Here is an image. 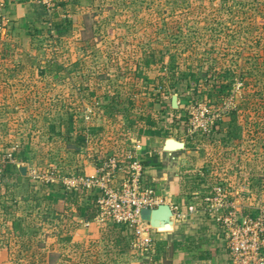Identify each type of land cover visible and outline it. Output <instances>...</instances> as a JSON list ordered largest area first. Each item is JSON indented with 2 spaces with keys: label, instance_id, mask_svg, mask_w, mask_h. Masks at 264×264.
I'll list each match as a JSON object with an SVG mask.
<instances>
[{
  "label": "rangeland",
  "instance_id": "374dc122",
  "mask_svg": "<svg viewBox=\"0 0 264 264\" xmlns=\"http://www.w3.org/2000/svg\"><path fill=\"white\" fill-rule=\"evenodd\" d=\"M42 5L31 30L10 27L6 7L0 20V178L7 163L27 166L0 181V264H230L209 215L158 232L145 207L137 232L105 204L85 213L86 196L103 192L74 179L89 176L84 162L98 174L113 156L123 169L107 188L122 194L129 153L167 173L155 194L176 213L201 176L226 188L237 217L264 213V0ZM167 137L187 146L169 155ZM65 191L77 193L68 209Z\"/></svg>",
  "mask_w": 264,
  "mask_h": 264
},
{
  "label": "built area",
  "instance_id": "2783aa9c",
  "mask_svg": "<svg viewBox=\"0 0 264 264\" xmlns=\"http://www.w3.org/2000/svg\"><path fill=\"white\" fill-rule=\"evenodd\" d=\"M7 1L0 0L1 16ZM41 1L47 5L48 11L54 6V0ZM126 158L129 159L128 166L127 164L124 166L129 169L131 178L124 182L122 194L113 187L107 188L108 182L112 180L111 177L113 178L123 169L118 159L113 156L107 158L104 168L98 169V174L85 176V178L76 175L77 179H74V182L85 187L98 188V192H103V197L97 196L96 205L100 209L105 204L115 224L121 223L122 227L139 226L141 209L145 207L151 209L161 202H158L155 188L148 181L145 182L142 177L144 170L142 161L140 162L136 156L129 153ZM196 193L192 195L194 201H189V204L185 206V211L198 212L205 218L209 215L217 231L224 234V241H226L224 245L231 257L230 264H264V213L260 210L253 217H237L236 208L228 199V192L224 186L216 185L207 191ZM177 208V206L172 207L178 217L183 213L184 207L178 214L175 212ZM141 231H144V228L139 226L137 232Z\"/></svg>",
  "mask_w": 264,
  "mask_h": 264
},
{
  "label": "crops",
  "instance_id": "0c3cea01",
  "mask_svg": "<svg viewBox=\"0 0 264 264\" xmlns=\"http://www.w3.org/2000/svg\"><path fill=\"white\" fill-rule=\"evenodd\" d=\"M6 10H7V12H6L7 13L6 14L7 15V20L9 19V21L12 22V23H10V27L11 26L13 28L15 27L16 30H21V29L27 30L28 28H29V30L33 29L34 27H36V25H39L38 24V18L41 15H45V13H47L45 8H44V6L42 5V1L41 0H8L7 4H6ZM0 20H1V15H0ZM0 27H1V21H0ZM112 108H113V106H112ZM95 127L101 128V126L100 125L98 126L97 124H96ZM95 129L98 130L97 128H95ZM95 129H93V130H95ZM90 130L92 131V129L87 128L88 132ZM83 138H84V141L89 139V136H88L87 132H86V135L83 136ZM163 143H164V141H163ZM184 143H185V146H187L186 142H184ZM185 146H184V148H185ZM162 147H163V144L161 145V150L163 151ZM167 153L169 155H171L172 152H167ZM84 163H85L84 167L82 169H80V170H83L82 173H84V175H92V174L96 173V171L94 172L95 168L92 165H90V163H86V162H84ZM142 177L145 179V182L148 181L149 184H151L155 189H158L157 188L158 186H159V188L162 186V185L160 186V184H162V181L165 182V181L168 180V176H167L166 172H163L162 175L159 177L158 174H157V167L156 168L155 167H149V166H147V164L144 166ZM207 180H208L207 178H202V176H201L197 180V182H195L196 184L194 185V187H197V192H204V191H207V190L210 189V184H207L205 186H202V184H201V183H203V182H205ZM198 189H199V191H198ZM160 191H161V188H160ZM68 193L71 194L72 192L68 191ZM76 195L77 194H75V196ZM228 199L232 201V204L234 203L233 202V196H230L229 193H228ZM57 200L58 199H56V203H59V201L57 202ZM69 204H65V202H64L63 203V207L65 209H68ZM168 204H170V206L173 207L172 203H168ZM54 205H56V204H54ZM182 209H183V207H182ZM187 213H189V212H186L185 211V207H184V211H183V213L180 216L177 217L175 215V217H174V230L173 231H175L177 229V227L179 226L178 224L181 223L180 225L181 226L183 225L184 217L187 216V218H188ZM189 216H193V215L190 214ZM201 219L205 220V217L202 216ZM210 221L214 223V221L211 218H210ZM208 222H207V224L210 225ZM213 225H215V224H213ZM198 227H201V226L199 225ZM208 230H210V228ZM201 234H202V236L198 235L196 238L197 239H204L203 238L204 234L203 233H201ZM207 235H209V234H207ZM218 236L219 235H217V234L215 235V237L217 238V241H220L221 239L218 238ZM207 242H209V241H207ZM216 246H217L218 249L221 246H222V248L224 250L226 249L225 246H224V243H222V245L221 244H216ZM219 250H221V249H219Z\"/></svg>",
  "mask_w": 264,
  "mask_h": 264
},
{
  "label": "water",
  "instance_id": "95a60500",
  "mask_svg": "<svg viewBox=\"0 0 264 264\" xmlns=\"http://www.w3.org/2000/svg\"><path fill=\"white\" fill-rule=\"evenodd\" d=\"M171 106L172 108H177L178 99L177 95L171 96ZM185 146L184 141H181L175 137H167L163 143V151L173 152L176 150H181ZM18 172L20 175H25L27 172L26 165L18 166ZM174 217L175 213L173 212L170 204L166 202H161L150 209V216L148 221V226L154 228L158 232H171L174 230ZM209 264V263H204Z\"/></svg>",
  "mask_w": 264,
  "mask_h": 264
},
{
  "label": "trees",
  "instance_id": "16d2710c",
  "mask_svg": "<svg viewBox=\"0 0 264 264\" xmlns=\"http://www.w3.org/2000/svg\"><path fill=\"white\" fill-rule=\"evenodd\" d=\"M187 76V75H186ZM111 102H112V100H111ZM215 123H217V122H215ZM217 125L216 124H212V127H216ZM219 127V126H218ZM218 129V128H217ZM216 129V130H217ZM221 129V128H220ZM215 131V130H214ZM223 131H220V130H218V133H222ZM214 133V132H213ZM224 139L223 140H226L225 142H227V140H229L231 137H230V135H229V133H228V131L227 130H225V132H224V135L222 136ZM80 139V141H82V143H83V141H84V138H83V136L82 137H80L79 138ZM142 165L143 166H145L146 164H148V161L147 160H142ZM18 176H20V174H19V172H18V169H17V167L16 166H14V165H12V164H10V163H7L6 165H5V167H4V170L1 172V178H0V181L2 182H7V181H16L17 180V178H18ZM61 192H62V190H60ZM59 191V192H60ZM57 193L55 194V195H58L59 193H58V190L56 191ZM52 193L53 194H51V198L50 199H52V200H54L55 198H59L58 196H54V191H52ZM67 192L65 191V198H64V200H66L67 201V203L69 204H72V203H74L75 202V200L74 199H76V196H75V194H77L75 191L74 192H72L71 194H66ZM87 198H86V200H85V202L86 201H88V202H90V203H88V202H86V204H84L83 205V210H84V212L85 213H87V211L89 210V207H91V209H92V207L93 206H97L96 205V197L94 196V195H88V196H86ZM54 198V199H53ZM66 203V204H67ZM95 203V205H93ZM89 206V207H88ZM83 210L81 209V214L82 215H84L85 213H83ZM93 214L94 213H91V215H90V217H92L93 216ZM89 219H91V218H89Z\"/></svg>",
  "mask_w": 264,
  "mask_h": 264
}]
</instances>
